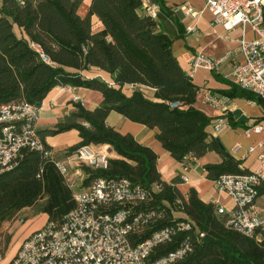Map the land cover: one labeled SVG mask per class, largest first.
Wrapping results in <instances>:
<instances>
[{"label": "trees", "instance_id": "obj_1", "mask_svg": "<svg viewBox=\"0 0 264 264\" xmlns=\"http://www.w3.org/2000/svg\"><path fill=\"white\" fill-rule=\"evenodd\" d=\"M88 1L87 11L81 16L77 12L81 0H0V104L20 98L41 102L55 85L100 90L102 99L93 109L73 101L74 109L42 131L56 134L76 129L79 139L67 147L65 154L82 144L111 146L116 156H110L105 167L81 165L83 185L95 176L127 177L150 191L149 206L165 209L166 218L159 224L171 218V210L182 211L203 236L193 241L192 251L176 264H264V228L244 235L225 225V216L216 213V203L200 199L193 187L184 195L176 186L178 176L170 182L161 177L157 154L150 146L106 123L107 114L114 110L156 128L155 138L180 162L186 155L199 157L215 149L221 160L203 165L209 178L247 171L218 146L209 130L210 115L195 104L199 87L173 54L171 37L154 29V17L137 11L141 0ZM93 16L100 22L97 29L93 28ZM14 24L20 28V35L14 32ZM32 42L47 60L31 46ZM90 67L112 74L114 84L83 77L80 70ZM125 84L149 86L154 90L153 97L139 88L125 93ZM236 87L234 84L221 93L233 96ZM39 135L45 148H51ZM154 184L156 190L152 189ZM263 186L258 193L264 192ZM41 198L39 209L46 213L47 220H61L75 205L72 188L52 158L41 151L24 149L16 165L0 173V226ZM172 246H161L159 251Z\"/></svg>", "mask_w": 264, "mask_h": 264}, {"label": "built area", "instance_id": "obj_2", "mask_svg": "<svg viewBox=\"0 0 264 264\" xmlns=\"http://www.w3.org/2000/svg\"><path fill=\"white\" fill-rule=\"evenodd\" d=\"M204 5L212 23L221 24L225 30L236 26H249L253 30L251 38L241 34L238 46L226 54L239 52L242 56L232 64L230 81L253 92L264 105V0H204ZM177 8L196 13L188 3ZM31 46L47 60L36 43ZM220 60L198 52L190 65L214 68ZM225 97L222 93H208L206 100L219 107ZM38 113L39 106L23 98L0 104V173L15 166L24 149L51 157L71 188L76 177L83 178L81 165L106 166L109 152L97 150L94 144L80 145L66 154L65 160L55 158L53 150L45 148L35 127ZM83 123L88 125L87 121ZM224 125L223 118L218 116L213 130L219 131ZM250 129L263 132L264 126L252 124L246 132ZM186 157L182 162L184 169L188 167ZM179 177L187 180L184 174ZM262 184L264 143L255 169L225 172L213 179L214 188L227 193L233 202L228 211L221 204L216 206V213L225 216V225L244 235L264 228V215L256 211L254 204ZM80 187L72 189L74 207L61 220H46L40 228L30 231L7 264H176L192 251L193 241L203 236L189 217L177 216L174 210L167 222L159 224L166 218L165 209L149 206L150 191L127 177L95 176ZM169 243H173L171 248L159 251Z\"/></svg>", "mask_w": 264, "mask_h": 264}, {"label": "crops", "instance_id": "obj_3", "mask_svg": "<svg viewBox=\"0 0 264 264\" xmlns=\"http://www.w3.org/2000/svg\"><path fill=\"white\" fill-rule=\"evenodd\" d=\"M88 2V0H81L77 9L78 14L81 16L85 15ZM182 3L190 4L196 13L191 14L177 8ZM137 11L154 17V29L163 31L171 37L173 54L182 68L191 75L192 81L199 87L196 92L195 104L210 115L209 130L215 139H219L222 149L238 159L240 167L248 171L255 169L261 144L264 143V131L255 132L250 129L249 132H246V129L256 123L264 126L263 103L258 100L253 92L238 86L234 90L235 94L233 96L226 95L227 98L223 99L219 107L211 105L206 100L208 93L218 94L223 89L234 87V84L230 81L232 64L235 60H241L242 56L239 52L231 55L226 53L238 46L237 38L241 34L245 38H249L253 36V30L249 26L244 28L236 26L227 31L221 24L212 23L211 14L205 7L204 0H141ZM92 23L94 29L100 27V22L95 16L92 17ZM198 52H202L209 58L221 60L214 68L203 66L192 68L190 61ZM66 69L74 70L71 67H66ZM80 73L86 78L96 77L105 80L109 84H114L113 75L103 69L90 67L80 70ZM133 88H139L146 95L153 97V88L142 84H125L122 90L125 93H130ZM74 96H77V98H74ZM101 99L102 93L100 90L81 85H55L48 91L40 102L35 127L53 150L55 158L65 160L67 147L79 139L78 131L74 128L56 134H44L42 131L52 128L56 122L62 120L65 114L74 109L73 101H79L84 107L93 109L100 103ZM218 116L223 118L225 125L215 132L213 122ZM106 123L122 133L132 134L137 141L150 146L157 154L156 166L164 180L170 182L174 176L186 175V181L179 178V182H176V186L184 195L190 187H193L203 201L213 202L217 205L221 204L227 211L232 208L233 202L230 196L214 188V178L207 176V171L203 166L205 163L221 160V155L215 149L207 150L199 157L187 155L185 160L188 167L184 169L182 162L175 160L155 138L156 128H149L142 123L132 121L114 110L109 111L107 114ZM94 146L97 150H106L110 156H116V153L107 143H98ZM71 164L75 165L76 162L72 160ZM81 170L84 178L85 172L82 167ZM83 178L76 177L72 189L81 188ZM254 204L256 211L263 216L264 192L257 194ZM8 224L7 222L5 225L0 226V243L1 232L8 228ZM14 225H17L16 222H13ZM26 226L27 223L19 225L17 230L12 234L10 233V239L6 245L2 244L1 246L0 244L2 252L0 264L8 263L17 250L16 247L19 246V242L30 232L29 229L32 227L27 228Z\"/></svg>", "mask_w": 264, "mask_h": 264}, {"label": "rangeland", "instance_id": "obj_4", "mask_svg": "<svg viewBox=\"0 0 264 264\" xmlns=\"http://www.w3.org/2000/svg\"><path fill=\"white\" fill-rule=\"evenodd\" d=\"M13 30H14V32L17 35H20L21 34L20 28H18L15 24L13 25ZM251 37H249V38H251ZM83 180H84V178H83ZM83 180H82V183L81 184H83ZM152 189L153 190H156L157 189V186L156 185H153L152 186ZM42 201H43V198H41L36 204H34L32 206L23 207L22 209L19 210V212L17 213V215L15 216V218H13L12 220H10L8 222L9 223L7 225L8 228H5L3 230V232H1V235H2L1 243H0L1 246H2V244L6 245V243L10 239V233L12 234V232H14L15 230H17V227L19 225H21L22 223H27V226H26L27 228L28 227L29 228L32 227L31 229H29L30 231L33 230V229L40 228L43 224H45V222L47 220V215H46L45 212H43V211H41L39 209L40 203ZM175 214L177 216H180L181 217L183 215V212L180 211V210H176L175 211ZM13 222H16L17 225H14L13 226ZM4 225H5V223H4ZM20 242H19V244H20Z\"/></svg>", "mask_w": 264, "mask_h": 264}, {"label": "water", "instance_id": "obj_5", "mask_svg": "<svg viewBox=\"0 0 264 264\" xmlns=\"http://www.w3.org/2000/svg\"><path fill=\"white\" fill-rule=\"evenodd\" d=\"M35 104H36L37 106H39V105H40V101H36ZM216 141H217L218 145L222 148V145H221V143H220V141H219L218 138H216Z\"/></svg>", "mask_w": 264, "mask_h": 264}]
</instances>
